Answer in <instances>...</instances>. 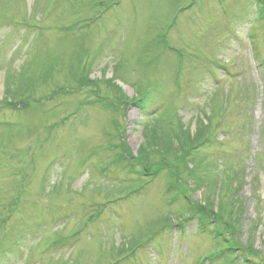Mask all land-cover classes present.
<instances>
[{
	"label": "rangeland",
	"instance_id": "rangeland-1",
	"mask_svg": "<svg viewBox=\"0 0 264 264\" xmlns=\"http://www.w3.org/2000/svg\"><path fill=\"white\" fill-rule=\"evenodd\" d=\"M0 264H264V0H0Z\"/></svg>",
	"mask_w": 264,
	"mask_h": 264
},
{
	"label": "trees",
	"instance_id": "trees-1",
	"mask_svg": "<svg viewBox=\"0 0 264 264\" xmlns=\"http://www.w3.org/2000/svg\"><path fill=\"white\" fill-rule=\"evenodd\" d=\"M204 131V127L203 128H201L200 130H198V133L200 132V134L202 133ZM149 132H150V130H148V133H146L145 135H144V137L146 138V141H147V137L149 136ZM197 133V134H198ZM177 134V135H176ZM184 134V133H183ZM196 134V135H197ZM175 136H176V138L177 139H180L181 140V138L180 137H178V132H176L175 133ZM184 136H186L185 134H184ZM188 136V135H187ZM200 136V135H199ZM199 136H197V137H193V139L191 138V137H187L186 139H184L185 141L186 140H189V141H196L197 139H199ZM150 140V143L148 144V146H152L153 147V151L156 153V154H160V155H165V156H167V154L164 152V150H159V148H157V146H156V144H155V140H153V138H150L149 139ZM181 142V141H180ZM183 147H184V144L183 143H180ZM198 145H194L193 146V148H195V147H197ZM147 157L150 159V157H149V155H147ZM154 170V169H153ZM150 172H152V171H150ZM154 175H156L157 173H153ZM191 207V210L193 211L194 210V212L197 214V213H202L203 215H205L203 212H202V210L201 209H199V208H193L192 206H190ZM200 216V215H199ZM233 225V224H232ZM229 231L230 232H232L233 233V231H234V229H229ZM222 235H226V233H224V231H223V233H222ZM232 236V235H231ZM233 237V236H232ZM232 262V261H231Z\"/></svg>",
	"mask_w": 264,
	"mask_h": 264
}]
</instances>
